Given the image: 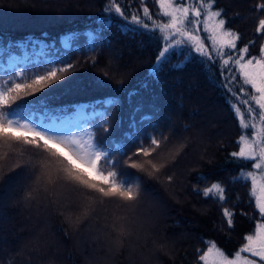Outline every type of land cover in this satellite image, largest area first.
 Masks as SVG:
<instances>
[{"label": "snow or ice", "instance_id": "1", "mask_svg": "<svg viewBox=\"0 0 264 264\" xmlns=\"http://www.w3.org/2000/svg\"><path fill=\"white\" fill-rule=\"evenodd\" d=\"M152 3L157 6L156 14L146 0H105L103 15L96 20L98 27L61 36L59 47L56 41L47 40L46 33L43 38L9 40L7 44L0 40V184L14 182L0 198V207L26 209L30 216L41 209L48 216L55 212L77 230L89 227L100 210L114 209L113 227L120 235L111 241L109 255L84 257L85 264H101V260L111 264L110 257L133 235L130 225L138 223L147 237L162 218L163 198L146 183L159 185L173 197L177 189L184 188L185 161L205 142L202 131L192 137L181 135L192 129L185 126L177 132L171 121L161 130L155 116L138 101L127 130L117 137L123 124L119 96L74 105L52 104L57 91L71 90L69 77L81 66L79 60L70 59V53L84 55L95 67L97 50L111 45L102 34L111 28L115 16L122 21L117 25L122 35L159 34L160 47L147 73L151 80L160 82V73L177 51L188 55L185 63L171 65L172 70L183 69L192 59L218 70L216 86L223 90L241 130L238 150L229 153L227 161L240 167L229 183L249 186L248 202L257 210L258 219L233 256L215 241H206L204 249L196 250L197 261L264 264V0L250 3L247 16L253 22V36L247 42L228 26L229 7L220 6V0ZM232 15L244 18L238 11ZM81 36L86 39L83 50L74 44ZM258 42L259 52L253 55L251 50ZM122 59V55L109 57L101 70L105 79L95 83L107 87L108 80L119 78L117 91H122L128 74L127 66L118 63ZM141 87L148 89V82ZM136 96L137 90L127 93L130 106ZM205 179L197 177L198 181ZM192 193L219 203L227 227L234 228L235 213L225 206L229 201L223 182L202 189L193 184ZM7 231L0 229V264H32L54 243L34 231L12 232L10 238ZM175 252L174 241L157 238L148 255L140 253L141 264H163L162 257L174 261Z\"/></svg>", "mask_w": 264, "mask_h": 264}, {"label": "trees", "instance_id": "2", "mask_svg": "<svg viewBox=\"0 0 264 264\" xmlns=\"http://www.w3.org/2000/svg\"><path fill=\"white\" fill-rule=\"evenodd\" d=\"M146 2L153 14H156L157 6L152 0ZM252 2L254 0H220V6L229 7L228 26L242 34L243 42L253 36V22L247 16ZM88 4L89 0H0V40L7 44L9 40L43 38L46 33L47 40L56 41L59 47L61 36L72 32L83 33L98 27L96 20L103 15L105 0H92V6ZM237 11L242 13L243 19L232 15ZM112 20L111 28L102 34L111 45L97 50L95 67L84 55L70 53V59L74 62L79 60L81 66L69 77L73 82L71 90L57 91L52 104L74 105L119 96L122 101L119 117L123 124L122 129L117 131V137L120 131L127 130L132 108L138 101L143 102L145 111L155 116L156 121L162 125L161 130H165L163 126L171 121V126H174L177 132L185 126L192 129L191 132L181 135L192 137L197 131H202L205 137V142L186 159L184 175L187 183L183 189L176 190L174 197L169 196L159 185L146 183V186L152 187L163 198L162 218L153 226L151 235L146 237L144 229L139 226L138 238L133 232L131 237L124 239L117 255L115 253L110 257L111 259L116 256L112 264H141L140 253L151 248L157 238L172 240L177 248L175 260L162 257L163 264H198L196 250L204 249L206 241H215L226 254L233 256L244 242L243 237L254 230L258 216L254 205L248 202L249 186L229 183L240 167L227 161L229 153L238 150L236 141L241 130L222 94L223 90L216 86L219 83L218 70L212 66L206 67L196 59L188 61L181 70H172L171 65L185 63V57L188 55L187 52L181 55L177 51L170 56L164 71L160 73V82L157 83L151 80L147 73L160 47L159 34L122 35L117 27L122 21L115 16ZM74 44L83 50L86 39L81 36ZM251 51L253 55L258 54L259 42ZM119 55H122L123 59L118 63L128 68L123 90L117 91L116 79L119 78L108 80L107 87L98 86L95 81L98 78L105 79L101 70L107 67L109 57L115 58ZM145 81L149 84L148 89L141 87ZM132 90H137L139 96L133 97V104L130 106L126 96ZM111 114L115 116L116 110L113 109ZM221 144L224 146L221 147ZM200 175L206 179L198 181L197 177ZM215 181L223 182L227 189L229 202L225 206L235 213V226L232 229L227 227L219 203L192 193L193 184H198L202 189ZM13 186L14 182L0 184V198L5 196L7 188L10 190ZM237 197L239 203L236 202ZM91 225H104V228L97 231L93 230ZM72 228L79 233L72 234ZM112 228L114 229L110 222L106 225L103 220L93 219L85 230H77L55 212L48 216L44 209H41L39 214L33 213L30 216L26 209L17 211L15 207H0V229L8 230L9 238L12 232L24 235L27 231H34L41 234L42 238L54 241L47 253L39 259H33L32 264H48L50 259L52 264H85L84 257L88 254L94 253L97 257L108 256L112 238L107 240L102 237V233L107 230L111 235ZM88 229L92 231L88 232ZM91 233L96 234L94 240L98 239L99 242L94 241L89 247L84 245L82 253L78 254V246L83 242V238ZM112 234L115 238L120 235L116 230L115 233L112 231Z\"/></svg>", "mask_w": 264, "mask_h": 264}, {"label": "rangeland", "instance_id": "3", "mask_svg": "<svg viewBox=\"0 0 264 264\" xmlns=\"http://www.w3.org/2000/svg\"><path fill=\"white\" fill-rule=\"evenodd\" d=\"M7 191H8V188H7ZM113 212L114 211L100 210L98 212L97 216H96L97 218H95V219H97V221H100V220L105 221L106 225L109 224V222L113 224V219H114ZM90 227H94V225H91ZM130 227L132 228L135 236L138 238L140 236V233H139V230H138L139 225L137 223H134V224L130 225ZM85 228H87V227H81L82 230L83 229L85 230ZM103 228H104V225H97V226L94 227L93 230L99 231V230H102ZM89 231H92V229H88V232ZM112 231L115 233V230L112 228L111 231H110L111 232V235H109L107 233V230H103L102 237L103 238L105 237V239H107V240H110V238H112V240H114L115 239V236L112 234ZM74 232L75 233L76 232L79 233L78 231H74L73 228H72L71 229V233L73 234ZM94 236H96V234L95 233L94 234L91 233L89 236L85 237V239L83 238V242H81V244L77 248V253L78 254H81L82 253V248L84 247V245L87 244V247H89V246H91L93 244L94 241L99 242L98 239L97 240H94ZM110 246H111V244H110ZM116 255H117V253H116ZM115 258H116V256H114V257L111 258V264L113 263V261L115 260ZM101 264H104V262L102 260H101Z\"/></svg>", "mask_w": 264, "mask_h": 264}, {"label": "clouds", "instance_id": "4", "mask_svg": "<svg viewBox=\"0 0 264 264\" xmlns=\"http://www.w3.org/2000/svg\"><path fill=\"white\" fill-rule=\"evenodd\" d=\"M150 252V248H148L145 252H143L145 255H148Z\"/></svg>", "mask_w": 264, "mask_h": 264}]
</instances>
